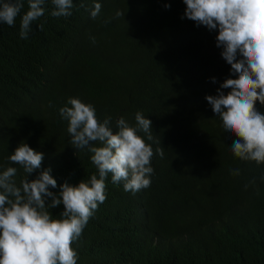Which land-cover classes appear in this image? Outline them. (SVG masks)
I'll return each mask as SVG.
<instances>
[{
  "label": "trees",
  "instance_id": "1",
  "mask_svg": "<svg viewBox=\"0 0 264 264\" xmlns=\"http://www.w3.org/2000/svg\"><path fill=\"white\" fill-rule=\"evenodd\" d=\"M44 7L27 39V0L13 26L0 23V172L17 168L19 186L23 167L2 163L24 142L44 154L27 178L50 167L53 192L99 178L88 148L69 143L59 114L69 98L114 130L121 117L134 126L137 112L152 121V141L139 133L153 148L150 186L126 192L107 175L105 201L72 244L77 264H264V163L234 155L239 138L206 100L233 77L218 28L188 19L184 0H73L67 17L51 16V0ZM47 210L60 218L64 206Z\"/></svg>",
  "mask_w": 264,
  "mask_h": 264
},
{
  "label": "clouds",
  "instance_id": "2",
  "mask_svg": "<svg viewBox=\"0 0 264 264\" xmlns=\"http://www.w3.org/2000/svg\"><path fill=\"white\" fill-rule=\"evenodd\" d=\"M53 17L72 14L73 0H51ZM28 8L20 19V37L27 39L31 25L45 14V0H27ZM185 16L209 30L218 28L217 46L222 57L231 65L233 77L226 78L217 90L207 95L224 129L239 139L232 152L242 160L264 163V113L256 108L264 105V0H184ZM84 7V4H81ZM24 8V0H0V23L13 26ZM101 4L95 3L90 15L95 19ZM116 17L124 16L121 11ZM108 21H106L107 23ZM42 28V25H39ZM95 43V38H91ZM215 82V78H213ZM221 89H229L227 94ZM70 105V106H69ZM51 106V105H50ZM68 121L69 141L79 149L88 148L91 161L98 169L89 181L78 185L67 181L57 188L51 168L39 172L35 179L28 174L41 169L44 154L19 142L9 159L2 165L18 164L26 177L17 185V168L0 172V264H77V252L72 247L98 205L106 199L105 179L109 173L114 183L123 181L126 192L136 193L151 184L153 148L139 134L152 141V121L141 112L135 115V125L123 117H111L102 122L93 105L79 98H69L59 109ZM18 144V143H17ZM163 155L162 149L156 150ZM239 175V170H232ZM50 186V187H49ZM247 187V186H246ZM50 198L49 202H46ZM63 204L60 218H54L47 208Z\"/></svg>",
  "mask_w": 264,
  "mask_h": 264
},
{
  "label": "bare ground",
  "instance_id": "3",
  "mask_svg": "<svg viewBox=\"0 0 264 264\" xmlns=\"http://www.w3.org/2000/svg\"><path fill=\"white\" fill-rule=\"evenodd\" d=\"M195 132V131H194Z\"/></svg>",
  "mask_w": 264,
  "mask_h": 264
}]
</instances>
